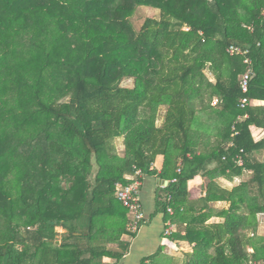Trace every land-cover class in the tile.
<instances>
[{
    "label": "trees",
    "instance_id": "trees-1",
    "mask_svg": "<svg viewBox=\"0 0 264 264\" xmlns=\"http://www.w3.org/2000/svg\"><path fill=\"white\" fill-rule=\"evenodd\" d=\"M139 7L160 17L137 31ZM232 44L251 49L246 109ZM252 128L264 131V0H0V264L120 262L137 234L117 185L156 174L159 156L157 212L194 245L182 264L264 262ZM199 177L207 195L191 201ZM219 202L224 222L208 223Z\"/></svg>",
    "mask_w": 264,
    "mask_h": 264
},
{
    "label": "crops",
    "instance_id": "crops-1",
    "mask_svg": "<svg viewBox=\"0 0 264 264\" xmlns=\"http://www.w3.org/2000/svg\"><path fill=\"white\" fill-rule=\"evenodd\" d=\"M252 132L258 138L264 137V131L262 130L252 128ZM164 162L165 158L159 156L151 169L156 174L151 176L142 175L140 198L146 220L135 237H130L129 235L123 237L124 241L130 243L128 253L118 263L107 259L104 264H174L175 262L182 264L184 255L193 252L194 245H191L186 239L183 224L173 219L167 220L163 212H157V199L160 190L169 185L168 181L161 180L158 176L162 172ZM218 181L226 188L233 187V184L229 183L224 177H220ZM207 183L208 179L202 177L190 183L189 192L192 198L191 201L206 197ZM212 207L215 212H213V216L208 223L224 222V219L217 216V213L224 208H228L229 204L219 202ZM169 225H173L174 232L168 238L165 235V231Z\"/></svg>",
    "mask_w": 264,
    "mask_h": 264
},
{
    "label": "built area",
    "instance_id": "built-area-1",
    "mask_svg": "<svg viewBox=\"0 0 264 264\" xmlns=\"http://www.w3.org/2000/svg\"><path fill=\"white\" fill-rule=\"evenodd\" d=\"M227 54L230 56H237L241 57L243 59L244 64L246 65V71L240 76V88L244 95V97L240 100V108L246 109L247 107L252 105V101L248 98V94L250 92V84L254 76L253 71V61L251 59V49L246 46L232 44L228 46L226 50ZM218 104V100H215L214 105ZM247 117V115H246ZM245 117V118H246ZM242 117L238 118V121H240ZM236 124L233 126V132L236 135H238V131L236 128ZM230 146H234V143H231ZM239 165H243V159L240 157L238 159ZM181 171L179 170V173ZM142 175L143 173L141 171H137L136 175L131 178L133 181L130 185H117V199L121 203V205L128 209L131 215V222L128 226V229L131 233L137 234L142 224L146 220V215L144 213L143 205L140 198V192L142 187ZM177 179H174L172 182H176ZM168 213L173 216L174 210L172 208L168 209ZM174 232L173 225H169L168 228L165 231L166 237H171V235ZM250 264H264V262H251Z\"/></svg>",
    "mask_w": 264,
    "mask_h": 264
},
{
    "label": "rangeland",
    "instance_id": "rangeland-1",
    "mask_svg": "<svg viewBox=\"0 0 264 264\" xmlns=\"http://www.w3.org/2000/svg\"><path fill=\"white\" fill-rule=\"evenodd\" d=\"M159 17H160V10L153 9V8H150V7H139V8H137L134 16L131 18V21H132V23L134 25V28L137 31H139L140 28H141V26H142V24L144 23V21L147 18L158 19ZM30 35L32 36L31 33H30ZM122 86L123 87H126V88H132L134 86V80L133 79H126L122 83ZM215 100H214V102H215ZM8 106H9V108H14L15 107V103L14 102H11V103H9ZM162 112H164V110H162ZM160 123H161V121H160ZM117 145H118V148H119L120 153L123 154L124 147H123L122 140L118 141L117 142ZM255 157L258 160L264 162V152L255 154ZM249 177L250 176L248 175L244 179L246 180ZM240 181L241 180L236 181L235 184H239ZM259 219H260V227H259V230H258V238H260V239H262L264 241V215H260L259 216ZM57 232L60 233V234H64L65 233V230L59 228V229H57Z\"/></svg>",
    "mask_w": 264,
    "mask_h": 264
}]
</instances>
